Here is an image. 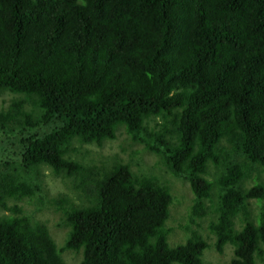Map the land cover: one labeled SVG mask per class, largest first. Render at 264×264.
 Listing matches in <instances>:
<instances>
[{
  "label": "trees",
  "instance_id": "1",
  "mask_svg": "<svg viewBox=\"0 0 264 264\" xmlns=\"http://www.w3.org/2000/svg\"><path fill=\"white\" fill-rule=\"evenodd\" d=\"M5 93L0 206L51 205L69 230L58 247L13 206L0 216V264H66V251L78 264H204L205 217L214 250L232 247L229 264L262 260L264 0H0ZM119 127L128 162L69 156ZM141 151L189 185L180 243L169 241V188L131 170ZM41 166L76 201L48 197Z\"/></svg>",
  "mask_w": 264,
  "mask_h": 264
},
{
  "label": "rangeland",
  "instance_id": "2",
  "mask_svg": "<svg viewBox=\"0 0 264 264\" xmlns=\"http://www.w3.org/2000/svg\"><path fill=\"white\" fill-rule=\"evenodd\" d=\"M10 94H1L0 103L6 102L11 99ZM74 150L70 152V157L81 162H99L107 157L117 156L123 162H128L131 152L126 151L128 145L125 143V134L123 128L119 127L116 131V138L112 141L106 140L101 146L95 144H79L74 142ZM137 160L136 164L131 165V170L135 172H151L157 176L161 183L165 184L172 196V203L169 207V217L166 221V225L173 228V231L169 234V241L173 243H180L184 241L186 233L178 228V225H182L186 222L187 209L191 203V192L187 182L180 179H176L171 176L167 170L157 164V158L155 155L149 152L141 151L140 154L133 157L132 161ZM40 179L43 192L48 197H56L57 195H70L74 197L71 189L68 187L67 182L60 177L54 176L49 168L41 166ZM212 171L211 169L209 170ZM249 183L246 184L248 186ZM75 200V197L72 198ZM76 201V200H75ZM18 206L22 208L29 216L35 221L44 223L49 231V234L55 244L61 247L64 244L65 237L69 228L62 223L61 215L55 210L53 206L46 205L41 209L36 210L35 206L27 204L25 201H12L8 200L5 203V207L0 206V216H6L10 214V208ZM249 209L252 217H255L257 212V204L254 201H250ZM208 217H205L199 221V234L210 244L211 247L207 248L203 254L204 264H229L232 258V247L226 245L221 253H217L212 244L214 236L209 233L207 229ZM236 228H238V222H236ZM264 250V247L262 248ZM62 258L66 264H78L81 259L80 253L66 251L62 254ZM257 264H264V254H262V260L256 259Z\"/></svg>",
  "mask_w": 264,
  "mask_h": 264
}]
</instances>
